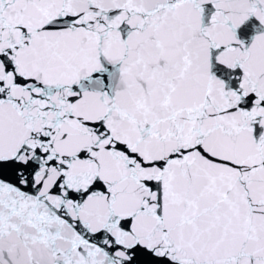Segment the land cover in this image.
Returning a JSON list of instances; mask_svg holds the SVG:
<instances>
[{"label":"snow or ice","instance_id":"obj_1","mask_svg":"<svg viewBox=\"0 0 264 264\" xmlns=\"http://www.w3.org/2000/svg\"><path fill=\"white\" fill-rule=\"evenodd\" d=\"M0 264H264V0H0Z\"/></svg>","mask_w":264,"mask_h":264}]
</instances>
